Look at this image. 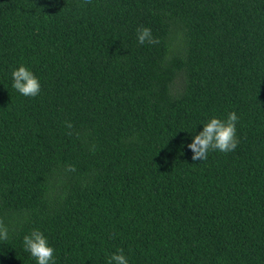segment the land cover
Masks as SVG:
<instances>
[{"label":"trees","instance_id":"obj_1","mask_svg":"<svg viewBox=\"0 0 264 264\" xmlns=\"http://www.w3.org/2000/svg\"><path fill=\"white\" fill-rule=\"evenodd\" d=\"M229 112L236 149L193 161ZM0 218V264L33 229L54 264H264V0H0Z\"/></svg>","mask_w":264,"mask_h":264},{"label":"clouds","instance_id":"obj_2","mask_svg":"<svg viewBox=\"0 0 264 264\" xmlns=\"http://www.w3.org/2000/svg\"><path fill=\"white\" fill-rule=\"evenodd\" d=\"M90 2V0H89ZM139 44H156L159 41L153 37L152 31L148 27L138 26L136 29ZM12 87L21 95L35 97L39 94L41 85L39 79L26 66L21 64L12 70ZM238 116L235 112H229L225 119L211 117L203 122V128L196 133L191 143L187 147L193 152L192 160H206L209 150H218L229 153L236 149L239 144L237 138L236 124ZM72 125L68 123L70 128ZM69 170L75 169L70 166ZM8 240V228L4 220L0 218V242ZM25 251L29 252L36 260V264H54V249L49 245L48 239L39 229H33L23 237ZM107 264H129L128 259L123 253V249H117L107 261Z\"/></svg>","mask_w":264,"mask_h":264}]
</instances>
